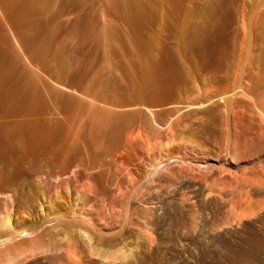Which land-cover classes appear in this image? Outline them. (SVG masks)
<instances>
[{
    "label": "rangeland",
    "instance_id": "obj_1",
    "mask_svg": "<svg viewBox=\"0 0 264 264\" xmlns=\"http://www.w3.org/2000/svg\"><path fill=\"white\" fill-rule=\"evenodd\" d=\"M0 52L46 76L0 119L32 264H264V0H0Z\"/></svg>",
    "mask_w": 264,
    "mask_h": 264
},
{
    "label": "crops",
    "instance_id": "obj_2",
    "mask_svg": "<svg viewBox=\"0 0 264 264\" xmlns=\"http://www.w3.org/2000/svg\"><path fill=\"white\" fill-rule=\"evenodd\" d=\"M13 57L9 52H0V119L15 118L18 111L20 117H42L46 95L44 66L32 62H12ZM89 131L88 140L95 147L94 132L92 135Z\"/></svg>",
    "mask_w": 264,
    "mask_h": 264
},
{
    "label": "bare ground",
    "instance_id": "obj_3",
    "mask_svg": "<svg viewBox=\"0 0 264 264\" xmlns=\"http://www.w3.org/2000/svg\"><path fill=\"white\" fill-rule=\"evenodd\" d=\"M243 103V102H242ZM261 103V104H260ZM259 103V105L256 103V105H255V103L253 104V106H254V108H255V110L256 111H258V114H259V116H260V123L259 124H257V128L255 129L256 130V133L255 134H258V136L260 135V137L262 138V140L261 139H259V140H261V141H263V137H264V102H260ZM245 104V103H244ZM238 105V104H237ZM239 105H241V104H239ZM252 105V104H251ZM250 105V106H251ZM252 106V107H253ZM243 108V107H242ZM253 108V109H254ZM247 109V108H246ZM249 109H251L250 107H249ZM243 110V109H242ZM254 110V111H255ZM241 112V111H240ZM239 112V113H240ZM251 112V111H250ZM245 113V112H244ZM254 113V112H253ZM247 114V113H246ZM256 114H257V112H256ZM252 115V114H251ZM249 117H250V115H248ZM256 116V115H255ZM242 117V116H241ZM251 118V117H250ZM249 118V119H250ZM252 119V118H251ZM254 119V118H253ZM233 120V119H232ZM252 121V120H251ZM250 121V122H251ZM249 123V122H248ZM250 125V124H249ZM256 125V124H255ZM89 133H91L92 134V131L90 130L89 131ZM90 134V135H91ZM255 134H253V136L255 137V139L257 140V138H256V136H255ZM88 135V134H87ZM89 135V138L91 137ZM93 135V134H92ZM244 136H246V135H244ZM252 136V138H251V136L249 135V137L251 138V139H249L250 141L254 138ZM92 137H94V135L92 136ZM248 138V137H247ZM247 138H246V140H247ZM243 139V138H242ZM241 140V139H240ZM250 141H247V142H250ZM253 141L255 142V144H256V141L253 139ZM260 141V142H261ZM94 142V141H93ZM92 142V143H93ZM243 142V141H242ZM259 142V141H258ZM244 144H246V142L244 141L243 142ZM95 144H96V142H95ZM94 144V145H95ZM244 144H242L241 143V145L242 146H244ZM235 146H237L236 144H234ZM248 145H249V147H250V145H251V147H252V145H254V143L253 144H250V143H248ZM238 146H240V144L238 145ZM233 147V149L235 148H237V151L239 150L238 148H240L241 147V149H242V146H240V147ZM246 146H247V144H246ZM255 146V145H254ZM253 146V147H254ZM257 146V145H256ZM262 146V145H261ZM245 147V146H244ZM244 147H243V151L242 152H245L244 150ZM248 146L247 147H245V148H249ZM257 148V147H256ZM261 148V147H260ZM235 149H234V151H233V153H236L237 151H235ZM246 149V150H247ZM250 149V148H249ZM262 150H264V149H262ZM240 151V150H239ZM240 151V152H241ZM256 151V150H255ZM259 151H260V149H259ZM251 152V151H250ZM262 152V151H261ZM242 154V153H241ZM244 154V153H243ZM255 154V153H254ZM254 154H253V156H254ZM257 154H259L258 156H257ZM256 154V156H257V158L256 159H254V161H257V162H264V153L262 152L261 154L258 152ZM238 155V154H237ZM246 155V154H245ZM248 155V154H247ZM250 155H252V154H250ZM255 156V157H256ZM252 157V156H251ZM251 157H249L248 156V158L250 159ZM245 158H247L246 156H245ZM244 158V159H245ZM248 158H247V160H248ZM252 158H254V157H252ZM173 159V158H172ZM231 159H232V157H231ZM233 162V161H232ZM260 164V163H259ZM263 164V163H262ZM213 166V165H212ZM213 168V167H212ZM246 168V167H245ZM244 168V169H245ZM260 169H261V167H260ZM263 173V172H262ZM261 183H262V181H260ZM259 184V183H258ZM257 185V184H256ZM259 186V185H258ZM261 186V185H260ZM259 186V187H260ZM258 187V188H259ZM243 188V187H242ZM256 188V187H255ZM257 189V188H256ZM260 189V188H259ZM263 188H261V190H262ZM255 190V189H254ZM244 191V190H243ZM263 191V190H262ZM258 193V192H257ZM240 194V193H239ZM242 194V193H241ZM3 210H5V208H2ZM3 213H4V211H3ZM31 225H29L28 224V222H26V221H24V218H20V219H18V218H15L14 219V217H11L10 215H9V213H8V211H7V209L5 210V215H2L1 217H0V264H32V263H34V261L37 259V257L35 256L36 254H38V253H40V252H42V249L37 245V243L36 242H39V240H41L42 239V237H41V234L40 233H37L36 232V230L34 231H32L31 230V227H30ZM41 238V239H40ZM73 245V244H72ZM74 248H75V246L73 245V249L71 250V249H69V250H71V251H69V255H68V258H69V261H70V263L71 264H81V262H80V260L79 259H81V257H79L80 256V253H79V255H78V253H75L74 251H76L77 250V246H76V249L74 250ZM88 249L87 250H89V253L91 254V252H93V249L91 248V246L90 247H87ZM79 249L80 248H78V251H76V252H79ZM130 249H133V248H130ZM68 251H66V253H67ZM88 252V251H87ZM132 252V251H131ZM91 256V255H90ZM89 256V257H90Z\"/></svg>",
    "mask_w": 264,
    "mask_h": 264
}]
</instances>
